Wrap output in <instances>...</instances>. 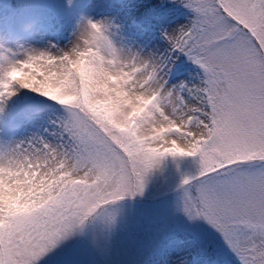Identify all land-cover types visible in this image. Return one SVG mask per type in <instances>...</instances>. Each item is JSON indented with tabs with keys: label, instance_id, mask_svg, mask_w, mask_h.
<instances>
[{
	"label": "snow or ice",
	"instance_id": "6c2138e0",
	"mask_svg": "<svg viewBox=\"0 0 264 264\" xmlns=\"http://www.w3.org/2000/svg\"><path fill=\"white\" fill-rule=\"evenodd\" d=\"M179 2L191 13L188 21L162 32L165 49L146 56H120L104 26L86 22L85 39L101 32L125 70L138 66L136 76L147 78L150 100L131 117L133 129L119 113L105 118L91 110L70 85L62 89L71 97L67 102L49 95L56 85L40 77L13 78L37 54L17 58L8 50L7 64L0 66V112L8 98L27 89L64 106L65 115L57 122L55 143L40 137L0 148V264H35L90 217L110 225L106 206L142 192L159 159L179 152L198 156L199 163L184 212L206 219L238 264H264V0ZM82 51L67 55L78 63ZM179 53L202 69L197 83L166 79ZM133 110L121 111L127 116ZM146 113L164 133L142 136L150 122Z\"/></svg>",
	"mask_w": 264,
	"mask_h": 264
},
{
	"label": "rangeland",
	"instance_id": "374dc122",
	"mask_svg": "<svg viewBox=\"0 0 264 264\" xmlns=\"http://www.w3.org/2000/svg\"><path fill=\"white\" fill-rule=\"evenodd\" d=\"M153 1L156 2L158 0L135 1L137 3L129 5V7L125 8L124 11L120 13L123 15V17L122 19L117 20V24L115 26H118L119 24L123 25L125 19H130L131 17H133L134 13H140L135 11H140L141 9L144 10L146 5H150ZM47 2L49 1L17 0V2L14 3L13 0H0V14L5 15V17L0 16V21L5 18L4 21L6 24H9V26L12 25L15 20H17V22L20 23L21 26H28L32 24V19H38V21L41 22L42 25H45L47 29L53 28L52 30H47V33H43L37 36V38H35L36 41H34L36 43H39V47L41 48V50L46 52L45 62H42V71L44 72V76L40 75V71L33 70L32 67L28 65L29 67L27 69V78L24 77V74H21V76L19 77L20 80L33 81L40 77L44 84L56 85V87H49V95L53 96L56 99L65 100V98H67L71 101V97H69L62 91L65 85H70L74 92H76L77 90L79 91V95L82 97V99L88 102L91 110L95 111L97 114L105 118H111L114 114L119 113L120 120L125 126H127L128 117L126 120L125 116L123 115V112H126L128 107L132 104H142L144 102L146 98L145 92L148 91V89L144 87V85L147 83V79L145 80V83L136 84L139 88V91L130 89L129 93L128 88L132 85V81L130 79L126 81H124L123 79L119 80L117 79L115 73L112 72V70L116 66V61L113 58L112 48L108 46V43L105 41L103 35H101L99 32H96L94 34H90V37L88 39H85V35L87 32L86 22L91 21L93 19L94 11L99 7H103L107 0H96L95 6L91 7L88 11L83 14V17L80 20L81 23L79 24L77 29L71 31V33L64 40H62L61 34L54 29V27H56L58 24L56 23V18H52L49 11L47 10V8L49 7V4ZM72 2L75 3L76 0H64L62 2L60 13L66 15L71 12L70 9L72 8V5L68 10H63V6H69ZM6 10L8 11V13L6 12ZM156 14L157 13L155 9H153L152 13L150 14V17L154 19ZM62 21L64 22L63 25L66 26L65 19ZM145 24L146 23L143 22L140 23V25L143 26ZM67 29H69V27L64 28L63 31L65 32ZM160 30V37L155 39V42L158 45L162 40H164L162 38V32L168 30V27L162 25L160 27ZM106 36L108 37L109 41L113 40L109 32L108 34H106ZM120 37V40L115 39L113 41L115 44L119 45L123 50L130 49L132 44L138 45L140 47L143 46V43L135 42V38L130 41L126 37ZM24 43L25 42L14 43L13 45H17V47H15L13 50H22L24 47ZM163 43H166V41L164 40L162 44ZM9 49L10 48H5V50L0 54V66H6V57ZM77 49H83V51L80 53L79 59L84 57L87 58H85L86 61L79 71L78 68L75 69L70 67L74 64V62L73 59L67 55V53L74 52ZM13 50L11 51L13 52ZM137 53L141 54V52L139 51H137ZM16 56L17 58H21V53H17ZM56 59L62 60L61 64H57ZM25 64L28 63H23V65ZM188 67L189 66L183 68L182 73H184ZM118 68L119 67L117 66L116 69L120 70ZM133 70L131 68L128 69L124 73V76L130 74L131 72L134 73L133 75L135 76L136 73L140 71L138 66L134 67ZM197 70L200 73H196L195 75H202V69L197 67ZM14 72L16 71L14 70ZM49 72H55L56 74H52L46 77L47 73ZM109 77L110 79L114 78L115 81H117V84L115 82L110 83ZM183 81H188V83L190 84L191 82L197 83L195 80L185 79ZM132 92L135 93V96H131ZM24 94L25 98L32 99L36 103L51 101L50 98L43 97L38 93L32 92L31 90L25 89ZM75 106L79 107V102H77ZM122 109L123 112L121 111ZM61 111V114L56 115L59 117V119L65 115V110L61 109ZM146 118L150 120L151 114L149 113L148 115L147 113ZM59 119L56 120L53 127L52 121L50 120V118H48V115L45 116L43 119L39 120V133H36L35 135L47 138L46 140L48 141L49 137L51 136L50 141L55 143L56 137L54 135V132L58 131L57 122ZM117 126L120 125L117 124ZM162 128L163 127L161 126L160 121H157L156 123V121L153 122L152 120L150 124H145L143 129H141V134L142 136L151 137L155 133L157 136H159L164 133V131H162ZM128 129H133V127L131 126ZM32 135L35 136L34 134ZM36 138L32 140L34 141ZM169 142L173 145H176L177 141L176 139L169 138ZM19 143L21 142H18L17 144ZM177 156H179L178 153L176 155L165 154L164 156H162L159 159L158 164L155 165L152 169H150L145 175L144 187L142 192L132 195L130 198V202H125L123 204L111 207L106 210V212L110 213L112 216V222L110 225L107 224L101 217L98 216L96 218L95 224L97 225L98 229H96L95 226L94 232L88 235L89 238L94 240L100 247L109 246V238L115 243V245H121L123 243L124 238H126L129 234L134 233L137 224H134L132 222H135L136 220H138L141 225H144L145 228H149V231H140L138 237L139 240L130 239L127 240L128 243L125 242V245H123L122 247L126 252H124V255L120 257V259H115L117 254H113V248L109 247L110 252L108 253V260L111 264H139L140 260H142L145 255L147 257H153L156 250L151 249L156 246V244L165 236L166 231L170 229L169 226H167L168 223L180 224L181 222H187V225L193 228V230H195L196 232L200 230V225L197 223V217L190 219L186 213L183 214L184 201L178 204L177 208H175L174 210H172L168 204H160L155 210H150L151 213L148 212L142 216L146 218L145 220H142V217L139 214V211L143 209L142 205L134 202L135 199L146 198L152 192H161V194L165 193L169 188H173L171 185L172 181L180 177L182 172L186 171V169L191 170L199 165L198 156H192L190 160L185 159L188 162L179 161L180 158L177 159ZM21 176L24 177L25 174L22 173ZM168 178H170L171 180H168ZM147 183H149L150 185L148 186ZM21 186L26 187L25 185ZM0 192L4 195L2 179H0ZM127 196L128 195H125L124 197ZM21 199H24V197L22 196ZM2 201L3 197L0 195V203H2ZM160 207L165 210L159 212ZM145 210L149 209L145 208ZM182 217L185 220H183ZM146 224H152V226L156 225L158 227H161L159 229L160 231H158L154 235H151L150 228L152 226L146 227ZM102 229H105L106 232H103ZM77 232L78 231H74L66 238L60 240L53 248L63 246ZM159 233H161V235L157 240L154 241L155 243L150 246L144 245V239L157 236ZM168 235L172 236V233H168ZM87 237L81 244H89L87 242ZM53 248H51L50 250H53ZM72 259L73 261H70L69 259L67 261H62L61 264H97V260L94 258L93 253L86 246H83L80 249V252L75 249L73 251Z\"/></svg>",
	"mask_w": 264,
	"mask_h": 264
},
{
	"label": "bare ground",
	"instance_id": "6f19581e",
	"mask_svg": "<svg viewBox=\"0 0 264 264\" xmlns=\"http://www.w3.org/2000/svg\"><path fill=\"white\" fill-rule=\"evenodd\" d=\"M147 7V6H146ZM122 17L120 15H110V16H100V17H95L93 18L94 22H99L102 26H104L105 28V35L108 34V32L111 30L112 26H113V22L116 23L118 19H121ZM186 19L183 20H179L176 23H173L171 25H166L168 27V31H171L173 28L178 27L179 25H182L184 23ZM99 32V31H98ZM101 35H103L101 32H99ZM32 41V40H31ZM112 46L117 50V52L120 54V56L128 58L131 57L133 54H137V51L141 52L138 53L140 55H148L150 53H157L159 51H161V46L156 44V43H152L148 46V48H145L144 46L140 47L138 45H132L130 47V49L127 50H123L120 47H117L113 42H111ZM15 47H17V45H13L11 47H7L10 48L11 50H13ZM142 49V50H141ZM5 50V48H3L2 50H0V54ZM13 53L17 54V53H21V58H23V56L26 53H36L37 55L32 56V58L27 61L28 64H21L20 67L15 70L16 72H12V76L13 78H18L21 76V74H24V77L27 78L28 75V67L31 66L33 70L36 71H40V75L44 76V72L42 71V62H45V58H46V52H44L43 50H41V48L39 47V43L36 42H25L24 43V47L22 50H13ZM53 56V55H52ZM113 58L116 61V66L114 67V69L112 70L113 73H115L117 79L119 80H131L132 85L128 88V92L130 93V89H134L135 91H139V88L137 87V83L142 84L145 83V80L147 78H145L144 80H140L136 75L134 76V73H130L127 74L126 76H124V73L126 72L125 68L127 67V65H122V62L120 60L119 56H116L113 53ZM60 59H56L57 64L60 63L61 64ZM29 65V66H28ZM122 65V66H121ZM119 67L117 70L116 67ZM134 68V67H133ZM133 68H131L133 70ZM58 71V70H57ZM134 71V70H133ZM55 75L56 73H47L46 77H48L49 75ZM132 74V75H131ZM133 81H136V83H133ZM183 81L182 78H178L177 80L171 81L169 82L170 84H177L178 82ZM115 83L117 84V81H115ZM194 83V82H191ZM145 97H147V91L145 92ZM131 96H135V93H131ZM148 98V97H147ZM133 99V97H132ZM8 104V99L7 101L4 103V107ZM9 108V107H8ZM166 119V118H165ZM152 120L154 121V118L151 117L150 118V122L148 124H150L152 122ZM157 123V121H156ZM193 132L198 131L197 129H193ZM40 138L42 136L39 135H35L33 136L31 133L26 135V136H17L15 138H13L9 143H7L6 145H4L2 148H11L12 146L16 145L18 142H27L29 140H32L34 138ZM44 138V137H43ZM47 139V138H44ZM51 140V136L49 137V141ZM0 195L3 197V194L0 192ZM180 246L176 247L173 251L169 252V254L165 257L164 259V264H185L186 260L183 258L184 253L182 251L179 250ZM178 250V252H177ZM174 259L176 260L174 262Z\"/></svg>",
	"mask_w": 264,
	"mask_h": 264
}]
</instances>
